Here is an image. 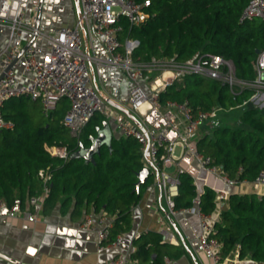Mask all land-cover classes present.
Instances as JSON below:
<instances>
[{
	"label": "trees",
	"instance_id": "1",
	"mask_svg": "<svg viewBox=\"0 0 264 264\" xmlns=\"http://www.w3.org/2000/svg\"><path fill=\"white\" fill-rule=\"evenodd\" d=\"M143 1V0H139ZM148 16L139 25H131L122 17V41H139L132 58L135 62H189L200 53L217 54L231 60L236 75L245 81L256 77L255 61L258 50H264V19L241 21L249 0H150ZM252 87L232 90L223 79L197 73L184 74L159 92L160 103L187 102L193 113L211 112L217 108H232L244 104L255 94ZM62 98L48 115L40 101L29 96H13L2 107L6 121L12 127L0 128V198L12 204L41 194L44 178L49 193L44 210L49 212L59 201L66 212L72 203L74 211L93 206L115 216L112 238L132 226L131 212L149 180L135 189L137 173L144 166V153L134 136H112L111 145L104 144L95 154L94 162L82 157L71 158L83 144H91L107 119L97 111L84 126L79 137L72 136L63 118L70 106ZM241 120L246 127L216 126L212 135L202 133L197 150L211 157V165L220 167L239 182H254L264 171V107L244 109ZM67 145L69 157L52 155L46 145ZM179 190L176 207L186 208L199 197L201 210L210 214L217 208V190L205 185L199 193L195 178L187 171H179ZM212 235L220 242L221 255L239 248L241 258L250 257L264 262V194L233 193L228 206L221 209ZM151 242V243H150ZM149 244H151L149 246ZM156 257L152 259V254ZM183 250L172 243H162V236L139 244L134 257L150 264H165V256L179 257Z\"/></svg>",
	"mask_w": 264,
	"mask_h": 264
},
{
	"label": "built area",
	"instance_id": "2",
	"mask_svg": "<svg viewBox=\"0 0 264 264\" xmlns=\"http://www.w3.org/2000/svg\"><path fill=\"white\" fill-rule=\"evenodd\" d=\"M150 0H80L81 17L74 25H59L53 34L41 31L37 25L42 0H0V24L9 28V42L6 49L0 53V128L12 127V122L6 121L2 107L5 101L13 96L26 95L32 100L42 103L43 111L49 114L56 108L62 98H67L70 106L63 118V123L69 128L72 136L79 137L84 126L100 109L103 99L93 86L91 70L84 50L83 31L81 24H90L91 34L101 38L107 50L104 59L112 68L122 69L133 80L130 93V109L137 114L144 112V107L161 108L159 92L175 79L184 74L197 73L204 76L223 79L228 82L234 91L239 88L252 87L255 94L264 96V50L255 61L256 77L253 81L240 79L235 73V66L231 60L221 55L200 53L194 59L185 63L176 61H155L151 63L135 62L132 58L134 48L139 41L126 38L122 41L120 34L123 26L122 17L127 18L131 25H139L148 16L146 7ZM27 14L30 18L27 19ZM252 18L264 19V0H249L241 14V21ZM20 65L32 77L28 81H20L17 67ZM162 68L164 73L171 71L172 79H155L150 91L141 83L146 73L153 69ZM170 76V75H169ZM170 78V77H168ZM161 81L162 83H160ZM251 98V99H252ZM179 110L185 118L184 130L178 131L176 139L171 140L168 135V126L162 128L145 127L134 124L124 115L117 119L118 128L126 136H134L141 144L144 161L152 160L160 170L161 188L164 192L170 212L176 214L180 208L176 207L175 197L179 190L177 173L167 170L177 158L185 153L195 155L201 167L217 173L220 178L229 184H238L237 179L229 177L223 170L211 165V157L201 154L196 147V139L202 131L207 120L215 114L211 112L193 113L187 102H168ZM174 128L178 124L174 119L167 123ZM176 145H181L182 153H176ZM52 155L62 158L69 157L67 145H47ZM148 150L147 157L145 152ZM40 174L44 178V191L39 195H31L22 201L17 197L12 204L0 198V216L3 211L10 217L25 215L30 221L36 220V214L30 211L31 206H41L49 193L47 182L50 175H45L42 169ZM255 185H264V171L254 180ZM228 197L224 190L217 191V208L214 212H221L219 203ZM202 216V234L198 237L197 248L208 257L214 259V264L221 263L220 242L212 233L215 222L218 220L214 212L206 214L201 210L199 197L193 199V205L184 208ZM80 227L89 229L96 227L100 247L104 249L109 242L120 245L122 235L112 239L113 223L107 212H88L83 217ZM168 240L175 236L170 228L163 229ZM129 254L119 253L105 261L103 264H131Z\"/></svg>",
	"mask_w": 264,
	"mask_h": 264
},
{
	"label": "crops",
	"instance_id": "3",
	"mask_svg": "<svg viewBox=\"0 0 264 264\" xmlns=\"http://www.w3.org/2000/svg\"><path fill=\"white\" fill-rule=\"evenodd\" d=\"M26 17L29 19L30 14H27ZM78 19L75 0H42L37 25L39 24V29L44 33L53 34L57 26L74 25ZM82 31L92 83L103 99L98 111L106 115L112 136L119 137L124 135L118 128L119 115H124L134 124L140 126L126 111V109L131 110L129 98L134 84L133 80L122 69L112 68L106 64L104 59L107 56V50L104 41L91 34L90 24H84ZM9 34V28L0 24V53L8 45ZM17 72L20 81H28L32 77L20 65L17 67ZM166 73L171 74V72ZM147 76L148 73L145 78ZM145 78L141 81L143 85ZM66 103L69 105L68 99ZM121 107L126 108L122 109ZM135 114L145 127L168 126V135L171 140L177 138L178 131L184 130L185 118L183 114L169 104H163L159 109L144 107L142 114ZM215 114H217L216 110ZM172 118L178 124L177 128L167 124ZM205 125L209 127L206 132L212 135L213 121L208 119ZM204 132L201 131L199 136ZM197 140L198 138L195 143ZM182 151V146L176 145V153L179 154ZM144 165L150 167L149 163L145 162ZM178 169L193 175L199 193L204 190L205 185H210L217 191H226L228 197L219 203L220 209L228 206L229 197L233 193L257 192L264 194V185L257 186L254 182L248 181L238 184L224 182L217 173L201 167L195 155L191 153H185L181 158L176 157L173 165L167 168L168 171L174 173ZM148 180L149 183L143 189L139 202L132 208L131 228L118 234L122 235L120 245L116 246L109 242L104 249L100 247L96 227L89 229L80 227L85 214L95 211L93 206L89 208L83 206L81 210L74 211V203H72L66 212L61 210V201L49 212H45L44 203L41 206H31L30 211L36 214L35 221H30L25 215L10 217L6 211H3L0 216V264H103L119 253L129 254L132 259L131 264H150L151 261H142L134 257L133 253L138 249L140 243L153 240L155 234L162 236V243L169 242L183 250L179 257L171 258L166 255L165 264H214L213 258L208 257L197 248L198 237L202 234L201 214L198 211L191 212L184 208H180L176 214L171 213L161 188V182L157 180L153 167H150ZM213 214L219 220L221 212L216 211ZM108 217L114 223L115 216L108 213ZM167 228H170L175 236L172 240H168L163 233V229ZM156 255L153 253L151 260ZM221 263L264 264V262L250 257L241 258L238 247L227 255H221Z\"/></svg>",
	"mask_w": 264,
	"mask_h": 264
},
{
	"label": "water",
	"instance_id": "4",
	"mask_svg": "<svg viewBox=\"0 0 264 264\" xmlns=\"http://www.w3.org/2000/svg\"><path fill=\"white\" fill-rule=\"evenodd\" d=\"M76 3V8H77V12L79 15V18L81 17V6H80V0H75ZM81 26L83 27V24H81ZM39 27V24H38ZM258 52L260 53L261 50H258ZM122 109H125L126 107H121ZM127 114L137 123L140 124V127L142 129H145V126L140 122V120L138 119L137 115L132 112L129 109H126ZM111 141H112V132H111V128L109 125V122L107 120L104 121L103 126L102 127H98L97 129V134L91 136V144L87 147H85L83 144L80 146V148L75 151L74 153H72L71 158H75V157H82L85 159L86 162H94L95 161V154L98 153L101 149V146L104 144L107 145H111ZM148 155V150L145 152V156L147 157ZM147 162L149 163L150 167H153L155 169V173L157 176V180L159 182H161L160 179V170L158 167L155 166V164L152 162V160L147 158ZM150 167L148 166H143L140 171L137 173L138 175V181L136 183V187L135 189L137 191L140 190V187L142 184L146 183L148 180V176H149V172H150Z\"/></svg>",
	"mask_w": 264,
	"mask_h": 264
},
{
	"label": "rangeland",
	"instance_id": "5",
	"mask_svg": "<svg viewBox=\"0 0 264 264\" xmlns=\"http://www.w3.org/2000/svg\"><path fill=\"white\" fill-rule=\"evenodd\" d=\"M164 70L166 69L157 68V69H153L150 72H148V76L144 80V83H145L144 86L147 88L148 91L152 89V84L155 83V79H159V78L163 79L166 77H167V80L172 79L171 77L172 73L169 76L167 73H164ZM159 82L162 83L161 81ZM163 88L164 87H162V89ZM39 104L42 106L41 102H39ZM263 105H264V96L262 94H258L254 96L252 99L246 101L244 104L237 105L235 107L227 108V109L226 108L215 109L217 114H214L209 119L213 121L214 128L216 126H221V127L229 126L232 128H236V127H246L247 128L248 125L245 124L241 120V114L244 111V109L252 107V106H257L259 108H262ZM207 129H209L207 125H204L202 127V131H206Z\"/></svg>",
	"mask_w": 264,
	"mask_h": 264
}]
</instances>
